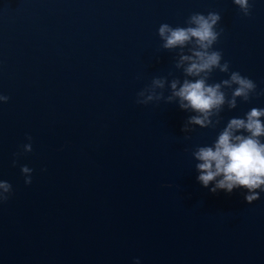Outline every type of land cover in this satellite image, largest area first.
<instances>
[{
    "label": "water",
    "instance_id": "water-1",
    "mask_svg": "<svg viewBox=\"0 0 264 264\" xmlns=\"http://www.w3.org/2000/svg\"><path fill=\"white\" fill-rule=\"evenodd\" d=\"M250 2L244 16L233 0H0V264H264V192H211L193 156L264 95L188 134L195 113L136 103L154 77L184 78L158 28L194 12L221 14L214 48L264 90V0Z\"/></svg>",
    "mask_w": 264,
    "mask_h": 264
},
{
    "label": "clouds",
    "instance_id": "clouds-1",
    "mask_svg": "<svg viewBox=\"0 0 264 264\" xmlns=\"http://www.w3.org/2000/svg\"><path fill=\"white\" fill-rule=\"evenodd\" d=\"M244 16L252 14L250 0H233ZM222 17L217 11L192 13L186 26H173L162 23L158 35L165 50L179 49L175 58V68L182 69L183 79L174 76L154 77L151 83L137 93V104L147 105L164 100L178 103L181 110L195 113L184 121L185 134L194 131L193 126L215 128L223 117L224 106L237 107V98L249 101L257 92V84L251 78L233 71L230 61L223 59L222 51L215 49L224 29L219 27ZM230 73L219 82L209 83L215 70ZM169 75H172L169 73ZM235 86V87H234ZM226 89H231V97ZM170 94L165 96V91ZM9 96L0 93V102H8ZM264 108L253 107L244 117H232L210 145L198 146L193 151L198 182L216 193L223 190L232 193L235 189H246L244 199L252 203L264 192ZM31 141V136L28 137ZM31 142L23 145L24 152H31ZM17 155H20L19 153ZM15 163V161H14ZM34 170L27 165L21 167L25 183H32ZM13 192L12 184L0 179V203L7 201ZM135 264H140L136 258Z\"/></svg>",
    "mask_w": 264,
    "mask_h": 264
}]
</instances>
